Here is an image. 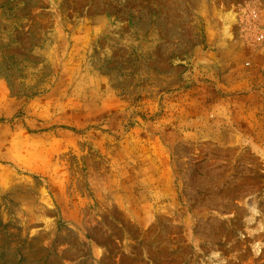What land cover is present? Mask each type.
Returning a JSON list of instances; mask_svg holds the SVG:
<instances>
[{"label":"rangeland","instance_id":"1","mask_svg":"<svg viewBox=\"0 0 264 264\" xmlns=\"http://www.w3.org/2000/svg\"><path fill=\"white\" fill-rule=\"evenodd\" d=\"M264 0H0V264H264Z\"/></svg>","mask_w":264,"mask_h":264},{"label":"built area","instance_id":"2","mask_svg":"<svg viewBox=\"0 0 264 264\" xmlns=\"http://www.w3.org/2000/svg\"><path fill=\"white\" fill-rule=\"evenodd\" d=\"M254 40H255V42H257V43H261V42H263V41H264V34H262V33H257V34L255 35Z\"/></svg>","mask_w":264,"mask_h":264}]
</instances>
